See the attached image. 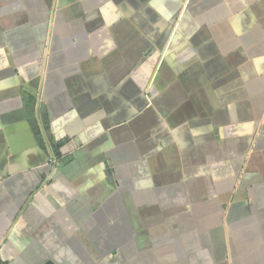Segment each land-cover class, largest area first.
Returning a JSON list of instances; mask_svg holds the SVG:
<instances>
[{
    "label": "crops",
    "instance_id": "1",
    "mask_svg": "<svg viewBox=\"0 0 264 264\" xmlns=\"http://www.w3.org/2000/svg\"><path fill=\"white\" fill-rule=\"evenodd\" d=\"M264 264V0H0V264Z\"/></svg>",
    "mask_w": 264,
    "mask_h": 264
},
{
    "label": "water",
    "instance_id": "2",
    "mask_svg": "<svg viewBox=\"0 0 264 264\" xmlns=\"http://www.w3.org/2000/svg\"><path fill=\"white\" fill-rule=\"evenodd\" d=\"M46 264H50V263H46Z\"/></svg>",
    "mask_w": 264,
    "mask_h": 264
}]
</instances>
